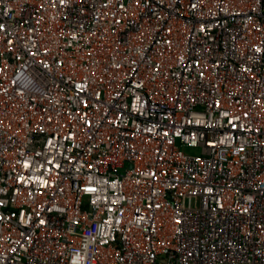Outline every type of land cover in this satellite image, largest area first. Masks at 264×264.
<instances>
[{
  "label": "built area",
  "instance_id": "2783aa9c",
  "mask_svg": "<svg viewBox=\"0 0 264 264\" xmlns=\"http://www.w3.org/2000/svg\"><path fill=\"white\" fill-rule=\"evenodd\" d=\"M0 264H264V0H0Z\"/></svg>",
  "mask_w": 264,
  "mask_h": 264
},
{
  "label": "rangeland",
  "instance_id": "374dc122",
  "mask_svg": "<svg viewBox=\"0 0 264 264\" xmlns=\"http://www.w3.org/2000/svg\"><path fill=\"white\" fill-rule=\"evenodd\" d=\"M191 151H193V150H191Z\"/></svg>",
  "mask_w": 264,
  "mask_h": 264
}]
</instances>
